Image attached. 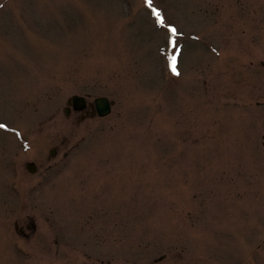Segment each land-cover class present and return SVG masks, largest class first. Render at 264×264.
I'll list each match as a JSON object with an SVG mask.
<instances>
[{
    "label": "rangeland",
    "instance_id": "374dc122",
    "mask_svg": "<svg viewBox=\"0 0 264 264\" xmlns=\"http://www.w3.org/2000/svg\"><path fill=\"white\" fill-rule=\"evenodd\" d=\"M0 125V264H264V0H0Z\"/></svg>",
    "mask_w": 264,
    "mask_h": 264
},
{
    "label": "water",
    "instance_id": "95a60500",
    "mask_svg": "<svg viewBox=\"0 0 264 264\" xmlns=\"http://www.w3.org/2000/svg\"><path fill=\"white\" fill-rule=\"evenodd\" d=\"M96 113L99 116L107 115L111 111V102L106 96H97L93 100ZM68 104H72L73 109L75 110H82L86 107V101L85 98L82 95L73 94L70 98L67 100ZM66 112L69 111V108H65ZM54 148L50 149L51 154L54 153ZM26 167L29 171L35 170V164L34 162H26Z\"/></svg>",
    "mask_w": 264,
    "mask_h": 264
},
{
    "label": "snow or ice",
    "instance_id": "6c2138e0",
    "mask_svg": "<svg viewBox=\"0 0 264 264\" xmlns=\"http://www.w3.org/2000/svg\"><path fill=\"white\" fill-rule=\"evenodd\" d=\"M148 3L151 4V0H148ZM159 13L157 12V15ZM173 31H175V29H173ZM173 71H175V58H173ZM0 127H3V125H0Z\"/></svg>",
    "mask_w": 264,
    "mask_h": 264
},
{
    "label": "flooded vegetation",
    "instance_id": "af4514ba",
    "mask_svg": "<svg viewBox=\"0 0 264 264\" xmlns=\"http://www.w3.org/2000/svg\"><path fill=\"white\" fill-rule=\"evenodd\" d=\"M85 109H87V107L85 108ZM20 231H21V233H22V235L23 236H27L28 234L25 232V231H23L21 228H20ZM21 246L20 245H17V248H20ZM100 264H104V263H100Z\"/></svg>",
    "mask_w": 264,
    "mask_h": 264
}]
</instances>
